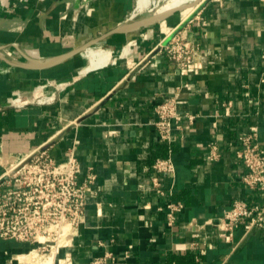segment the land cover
Returning a JSON list of instances; mask_svg holds the SVG:
<instances>
[{
    "label": "crops",
    "instance_id": "crops-1",
    "mask_svg": "<svg viewBox=\"0 0 264 264\" xmlns=\"http://www.w3.org/2000/svg\"><path fill=\"white\" fill-rule=\"evenodd\" d=\"M138 2L0 0V175L46 144L59 160L73 152L81 178L91 168L98 189L71 245L29 258L30 243L5 239L0 264H78L106 251H130L123 264H264V230L239 228L226 242L215 225L235 199L264 204V192L244 185L235 154L252 125L264 145V0H202L126 30ZM175 34L202 51L198 73L181 74L156 48ZM94 48L117 60L92 67L85 54ZM174 94L179 111L196 119L189 126L184 117L174 140L162 142L155 107ZM211 141L221 149L215 162L207 160ZM166 156L176 172L162 176L158 196L153 163ZM169 200L185 205L172 227L159 208ZM196 242L204 254L191 249Z\"/></svg>",
    "mask_w": 264,
    "mask_h": 264
},
{
    "label": "built area",
    "instance_id": "built-area-1",
    "mask_svg": "<svg viewBox=\"0 0 264 264\" xmlns=\"http://www.w3.org/2000/svg\"><path fill=\"white\" fill-rule=\"evenodd\" d=\"M192 20L189 22L191 26ZM187 25V26H188ZM168 59L176 63L181 74L198 73L202 69V51L181 34L168 43L160 42L156 47ZM230 115L231 101L224 103ZM154 125L162 142L174 140V129L181 128L185 117L188 125L196 119L194 114H183L178 109V95L163 99L155 107ZM187 126V128L189 127ZM258 126L239 135L236 157L246 170L242 175L244 185L251 190L264 192V145L258 136ZM221 157L216 141L208 144L207 160L215 162ZM152 190L164 196L162 176L174 175L176 165L171 156L157 157L153 163ZM82 165L70 152L66 159L55 158L46 144L32 148L19 162L0 175V242L14 239L30 243L28 255L37 251L59 253L74 241L76 232L86 219V207L91 196L97 193V175L90 168L81 178ZM185 205L181 200H169L160 210L164 211L166 223L172 227ZM217 236L232 242L235 233L243 228L245 233L255 229L264 230V204L248 199H235L215 222ZM191 249L206 252L205 244L193 243ZM131 257L130 251L116 255L111 251L78 264H123ZM68 264H74L67 257Z\"/></svg>",
    "mask_w": 264,
    "mask_h": 264
},
{
    "label": "bare ground",
    "instance_id": "bare-ground-1",
    "mask_svg": "<svg viewBox=\"0 0 264 264\" xmlns=\"http://www.w3.org/2000/svg\"><path fill=\"white\" fill-rule=\"evenodd\" d=\"M151 1L152 0H139L138 6L136 8L137 10L135 12L137 13V11H139L143 7L149 6L151 4ZM201 1L202 0H171L170 2L167 1L164 5H162V7L159 8L157 14H160V15L165 14L166 15V13L168 14V12H171V11L176 10L178 8H181L182 10L186 11V10L194 8ZM136 13H134V14H136ZM142 22L146 23V19L134 21L131 24H127V25H125L124 29L128 30L131 28H136ZM129 48L130 47L128 46L126 48V50H124L120 53L121 57L127 55V51L129 50ZM90 55L93 59L92 64H91L92 67H103V66H106V65H108L112 62H115L117 60V57H115L110 50L94 51Z\"/></svg>",
    "mask_w": 264,
    "mask_h": 264
},
{
    "label": "rangeland",
    "instance_id": "rangeland-1",
    "mask_svg": "<svg viewBox=\"0 0 264 264\" xmlns=\"http://www.w3.org/2000/svg\"><path fill=\"white\" fill-rule=\"evenodd\" d=\"M167 1L170 2L171 0H152L151 4L149 6L143 7L142 9L137 11V13L135 12L136 14H134V12H133L132 16L130 17L131 21L133 22L134 20H144V19H146V23L142 22V24L146 25V24H149L151 22L154 23L158 19H161V18L164 17L165 14L160 15V14H157V13H158L159 8L162 7V5H164ZM168 13H170V12H168ZM119 30H121V29H119ZM97 50H107V49H105V48H102V49L101 48H94L92 51H89L88 54H85V57L88 60H91L92 58H90L91 57L90 54L92 52H94V51H97ZM53 250H55V249H53ZM33 253L38 254L37 258H42V259H44L48 255V252H47V254L45 256L43 255L44 253H42V252H38L37 253V251H35ZM33 253L28 255L29 258H31L34 255ZM29 263L38 264L37 262H34V261L33 262L29 261Z\"/></svg>",
    "mask_w": 264,
    "mask_h": 264
},
{
    "label": "water",
    "instance_id": "water-1",
    "mask_svg": "<svg viewBox=\"0 0 264 264\" xmlns=\"http://www.w3.org/2000/svg\"><path fill=\"white\" fill-rule=\"evenodd\" d=\"M178 10H181V8H179V9H176V10H174V11H178ZM174 11H172V12H174ZM172 12H170V13H172ZM170 13H168V14H170ZM168 14H166L164 17H166ZM163 17V18H164ZM69 55H62V56H59V57H55V58H51V59H45V60H43L40 64H38V65H30V64H27L28 66L27 67H38V68H45V67H49V66H52V65H54V64H56V63H59V62H61V61H63L64 59H66L67 57H68ZM10 63H12V62H10ZM12 64H14V63H12Z\"/></svg>",
    "mask_w": 264,
    "mask_h": 264
}]
</instances>
